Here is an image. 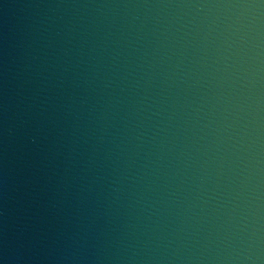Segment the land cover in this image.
<instances>
[{
    "label": "water",
    "instance_id": "obj_1",
    "mask_svg": "<svg viewBox=\"0 0 264 264\" xmlns=\"http://www.w3.org/2000/svg\"><path fill=\"white\" fill-rule=\"evenodd\" d=\"M0 264H264V0H0Z\"/></svg>",
    "mask_w": 264,
    "mask_h": 264
}]
</instances>
